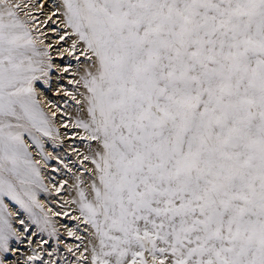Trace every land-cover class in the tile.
<instances>
[{
  "label": "snow or ice",
  "instance_id": "6c2138e0",
  "mask_svg": "<svg viewBox=\"0 0 264 264\" xmlns=\"http://www.w3.org/2000/svg\"><path fill=\"white\" fill-rule=\"evenodd\" d=\"M35 7L0 0V257L30 231L16 235L5 199L58 239L25 143L42 148L55 131L35 87L52 68ZM54 7L83 89L72 127L85 167L66 201L74 264H264V0Z\"/></svg>",
  "mask_w": 264,
  "mask_h": 264
},
{
  "label": "rangeland",
  "instance_id": "374dc122",
  "mask_svg": "<svg viewBox=\"0 0 264 264\" xmlns=\"http://www.w3.org/2000/svg\"><path fill=\"white\" fill-rule=\"evenodd\" d=\"M32 2L33 0H29L30 5ZM35 2L36 6H39L42 4L41 2H43V0H35ZM57 3L58 0H47L46 5H44L40 10L45 9V12L53 10V13L55 11L54 5ZM43 14L44 12L42 11L36 16ZM45 14L47 15L46 18L50 19L49 22H52V30H56L54 34L59 37L60 33L63 31V26L59 24V20L52 17L50 13ZM39 20L40 19H36L35 23L32 25L34 29L40 28L36 25ZM55 20H57V22H55ZM46 32H48V30H44L43 32L38 30L34 31L33 35L34 37L39 38L40 33H45L43 37L44 43H46V40H49V34H46ZM70 44L71 41L66 38L65 40L59 42V48L64 49L66 47L70 49ZM41 47L45 48L43 44ZM46 50L49 53V57L47 59L50 60L52 68L50 75L45 78L48 83H44V80L42 79L35 85L37 88L38 99L40 102L42 101L40 94L38 93L41 90L50 94L52 102L54 101L53 94L57 95L63 93L64 95L57 96L60 102L56 104V106L60 108V111L56 112L55 116L52 115V112L48 111L49 108L46 109L44 105L41 104L43 111L48 116L49 120L52 121L51 127L55 130L53 131L52 136L41 138L42 148H36L33 146L27 137L25 138V143L29 146V153L32 160L34 162H39L37 166L40 168L43 188L37 189V200L42 205L44 212L47 213L52 220L58 239L50 237L48 232L40 231L36 225L31 222L28 214L21 209L19 205L5 199L4 203L8 208L10 218L13 222V227L17 230L16 235H21L25 228L30 229L26 235L21 236L19 243H17L15 239L10 241V248L13 249V251H10L6 257H0L5 260V264H26L27 257L34 254L41 257V259L37 260L35 264H42V262L49 260H55L58 264H74L79 257V253L75 252V246L79 243V241H77L75 237H68L67 235L68 229L72 228L77 223L73 217L78 215V213L75 211V205H69L66 201L75 197V178L77 175L82 174L85 167V162L82 160V154L85 153L86 150L84 143L80 138L81 130L76 129L75 133L80 134L79 136L72 137L71 135H67L66 137L61 138L57 135V132L60 133V131H63V133H65L68 131L66 129L63 130V128H59L60 125H57V123L69 119V115L74 120L77 115L76 110L78 105H76L75 100H73V96L78 97L79 91H82L83 89L78 88L74 82L70 83V81L78 79V77L75 76V70L77 67L76 57L78 52L69 55V57L68 55L63 56L68 54L65 52L58 60L60 63L59 66H54L53 62L57 61V59H52L53 56L51 55V52L53 51V48H48ZM81 59L83 58L81 57ZM60 67H63V69L59 70ZM64 69H67V72H65ZM52 74L61 75L59 78L60 80L56 83L57 87L55 88V90H57L58 87L62 88L59 93H54L55 91L53 92L52 89H50L52 85L51 78H53ZM67 138V142H70L68 147H72V149L65 147V143L67 142L63 143V141H65L64 139ZM80 147L82 148L81 150ZM49 148H51L50 151H47ZM57 187H60V192L56 191ZM61 205H63V207H61ZM33 211H35L37 215H42L39 209H33ZM17 213L18 216L16 215ZM54 213L60 214L55 215ZM64 213H68V215H65ZM19 220H24L25 223L22 225L19 223ZM69 248H72L75 254H73V252H69ZM26 253L29 255L24 259L23 256H25Z\"/></svg>",
  "mask_w": 264,
  "mask_h": 264
},
{
  "label": "bare ground",
  "instance_id": "6f19581e",
  "mask_svg": "<svg viewBox=\"0 0 264 264\" xmlns=\"http://www.w3.org/2000/svg\"><path fill=\"white\" fill-rule=\"evenodd\" d=\"M39 1H41V0H39ZM46 1L47 0H43V2H41L42 4H40L39 6L37 5L35 8H32L31 9V15H34L33 16L34 20L40 19L36 23V25L40 27L38 30H40L41 32H43L44 30L45 31L48 30V32H46V34H49V36H48L49 37V40L47 39L46 40V43H44V37L43 36L45 35V33H40L39 39L41 41H43V46L44 47L50 45V47H47L46 49H48V48L49 49H52L53 48V51L51 52V55L53 56L52 59H57V61L53 62V64H54V66H59L60 63H59L58 60L60 59L61 55H63L65 52H67L68 54H65L63 56H67L68 55V57H69V52L66 51V49H68L66 47L64 49L63 48L62 49L59 48L60 47L59 42H61V40L59 39L58 36H56L54 34L56 32V30L55 29L52 30V22L51 23L49 22L47 24L43 23V21H45V20L50 21L49 18H46L47 15L45 13H50L51 14L52 11H53V10H48V12H45V9L40 10L44 5H46ZM36 2H38V1H36ZM42 11L44 12L43 15L36 16L38 13H41ZM55 22H57V20H55ZM61 69H63V67H60L59 68V70H61ZM60 76L61 75L52 74V77L53 78H51L52 79V85H51V88L50 89H52L53 92L55 91L54 93H56V92L59 93L62 90V88H59V87H58L57 90H55V88L57 87L56 83L60 80L59 79ZM38 93L40 94V97L42 99V101L40 102V104L44 105V107L46 109L49 108V110H48L49 112H52V114H53V113H56V112L60 111V108L58 106H56V104H58L60 102L57 96L64 95L63 93L62 94H57V95L56 94H53V96H54L53 97L54 98V101L53 102L51 101L50 94H47L46 91L41 90ZM57 115H58V113H57ZM72 121H73V118L69 115V119L63 120V122H58L57 123V125H60L59 128H61V129L63 128V130L64 129L68 130L65 133H63V131H60L59 136L61 138L66 137L67 135H71L72 137L73 136H79L80 135L78 133H75L76 132V129H74V128L71 127L72 126ZM59 128H57V129H59ZM64 140L65 141H63V143L64 142H67L68 138L67 139H64ZM69 144H70V142L65 143V145H66L65 147L68 148V149H72V147H68ZM50 149L51 148L47 149V151H50ZM81 149L82 148L80 147V150ZM28 255L29 254L26 253L25 256H23V258L25 259L26 256H28Z\"/></svg>",
  "mask_w": 264,
  "mask_h": 264
}]
</instances>
